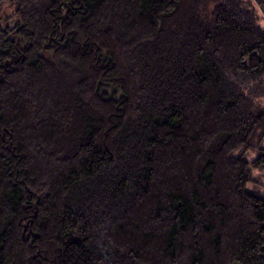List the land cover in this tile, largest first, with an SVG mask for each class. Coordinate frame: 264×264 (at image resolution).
Wrapping results in <instances>:
<instances>
[{
    "label": "trees",
    "instance_id": "trees-1",
    "mask_svg": "<svg viewBox=\"0 0 264 264\" xmlns=\"http://www.w3.org/2000/svg\"><path fill=\"white\" fill-rule=\"evenodd\" d=\"M0 264H264V0H0Z\"/></svg>",
    "mask_w": 264,
    "mask_h": 264
},
{
    "label": "rangeland",
    "instance_id": "rangeland-1",
    "mask_svg": "<svg viewBox=\"0 0 264 264\" xmlns=\"http://www.w3.org/2000/svg\"><path fill=\"white\" fill-rule=\"evenodd\" d=\"M251 59H254V58H251ZM254 157H255V155H253V154H249L246 156L247 160H249V161L252 160Z\"/></svg>",
    "mask_w": 264,
    "mask_h": 264
}]
</instances>
